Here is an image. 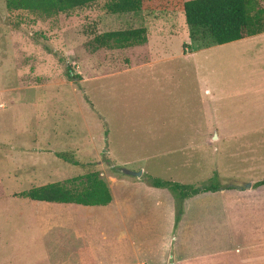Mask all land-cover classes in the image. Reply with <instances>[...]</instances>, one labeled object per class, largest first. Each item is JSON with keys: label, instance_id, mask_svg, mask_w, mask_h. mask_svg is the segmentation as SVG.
I'll use <instances>...</instances> for the list:
<instances>
[{"label": "rangeland", "instance_id": "1", "mask_svg": "<svg viewBox=\"0 0 264 264\" xmlns=\"http://www.w3.org/2000/svg\"><path fill=\"white\" fill-rule=\"evenodd\" d=\"M106 1L45 17L0 0V264L97 257H78L74 233L96 218L76 224L49 214L62 204L19 194L77 184L67 180L92 171L114 196L123 169L141 171L131 189H152L153 178L219 187L181 201L157 187L137 209L128 205L122 226L135 230L120 246L128 257L155 242L171 251L179 224L183 245L198 246L225 242L229 226L242 221L250 228V216L235 210L227 221L219 201L196 196L260 189L264 197L255 184L264 178V32L215 44L207 32L189 36L185 0H145L139 11L116 14ZM135 27H145V43L90 50L95 34ZM258 223L264 227V217Z\"/></svg>", "mask_w": 264, "mask_h": 264}, {"label": "crops", "instance_id": "2", "mask_svg": "<svg viewBox=\"0 0 264 264\" xmlns=\"http://www.w3.org/2000/svg\"><path fill=\"white\" fill-rule=\"evenodd\" d=\"M121 171L125 178L120 175L115 176L120 180H112L117 183L115 191L118 196H114L110 189L111 185L107 183L112 196L110 203L107 205L73 203L54 205L53 207L55 208H49V214L60 212V215L69 216L76 224L79 220L82 222V218L88 216L97 219H95L96 221L93 224L86 225L84 230L80 228L79 233L76 228L74 232L76 235L75 247L77 244L79 246L78 257L82 260L83 257L87 258L88 255H91V257L97 256L86 262V264H264V227L263 223H258V220L264 217V197L260 196V189L251 190L248 197L241 191L236 193L233 191L231 192L232 194L228 195L226 194L227 191L222 189L215 193L196 196L200 197L201 201L208 199L219 201L221 213L223 212L227 221L228 217H230V212H235V210H237L235 214L241 215L242 213L251 217L250 228L245 221L241 222V227L239 228L233 226L231 229L229 226L226 237L228 240L225 239V242L219 244L218 240L220 239L218 238L220 237H218L217 240L213 241V245H183V237L186 234L184 233L185 226L183 229L181 228L183 225L178 223L179 225H177L176 234L174 235L175 247L173 246L171 251L168 244L165 243L160 246L158 242H155L151 246L138 247L132 257L126 255L127 250L125 249L121 253L122 239L124 237L131 238L133 236L132 232L135 230L123 228L122 221L124 222L125 217L122 213H124L128 205L131 206V212L132 208L137 209V204L144 200V195H149L148 192L158 191L157 187H152V189L149 187L131 189L130 185H134L135 181H138L137 176L125 173L123 170ZM126 176L135 177L136 179L131 182L126 179ZM233 195L234 197L231 198ZM196 197L194 196L193 198ZM188 200L190 202V199ZM188 200L185 202L187 203ZM49 205L52 207L53 204ZM188 212H190L189 207ZM126 213L127 211H125V216ZM117 223L121 224V226L117 225ZM99 240L105 246L108 244L110 255L106 254L104 250H99L100 248L95 247L99 243L96 241ZM91 246H93L94 250L91 249ZM128 250L131 251V249Z\"/></svg>", "mask_w": 264, "mask_h": 264}, {"label": "trees", "instance_id": "3", "mask_svg": "<svg viewBox=\"0 0 264 264\" xmlns=\"http://www.w3.org/2000/svg\"><path fill=\"white\" fill-rule=\"evenodd\" d=\"M97 0H5L9 10H28L50 17L61 12L91 4ZM145 0H107L105 9L109 13H127L141 10ZM185 23L189 36L207 32L215 44H224L247 36L264 32V5L261 0H185L182 2ZM147 41L145 27L108 30L95 34L88 42L90 50L125 48ZM65 157L64 154H61ZM77 184L60 182L46 183L20 192V196L36 201L59 204L107 205L112 196L107 182L97 171L67 180ZM154 187L169 188L178 193L179 200L199 192L215 191L216 185L190 187L187 184L153 178ZM256 185H264V178ZM231 188V187H228ZM180 212V211H179Z\"/></svg>", "mask_w": 264, "mask_h": 264}, {"label": "water", "instance_id": "4", "mask_svg": "<svg viewBox=\"0 0 264 264\" xmlns=\"http://www.w3.org/2000/svg\"><path fill=\"white\" fill-rule=\"evenodd\" d=\"M123 172L128 173V174H134V175H136V176H139V175L141 174V171H139V172H132V171L127 170V169H123ZM249 186H250V183H248V184L246 185V187H249Z\"/></svg>", "mask_w": 264, "mask_h": 264}]
</instances>
